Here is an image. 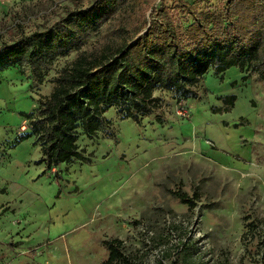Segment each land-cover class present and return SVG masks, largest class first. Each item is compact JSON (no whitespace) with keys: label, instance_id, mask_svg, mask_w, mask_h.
<instances>
[{"label":"rangeland","instance_id":"rangeland-1","mask_svg":"<svg viewBox=\"0 0 264 264\" xmlns=\"http://www.w3.org/2000/svg\"><path fill=\"white\" fill-rule=\"evenodd\" d=\"M189 1L202 9L224 2ZM76 2L0 0V43L18 38V25L26 35L44 31ZM75 56L55 61L43 85L0 68V264H104L106 242L116 238L136 263L264 264V82L257 74L244 81L235 67L223 78L210 70L194 99L157 91L162 122L137 124L111 109L109 126L79 141L90 163L47 172L34 139H16L27 131L25 114ZM228 95L237 96L235 107L215 112ZM246 218L259 224L255 240L243 238Z\"/></svg>","mask_w":264,"mask_h":264},{"label":"trees","instance_id":"trees-1","mask_svg":"<svg viewBox=\"0 0 264 264\" xmlns=\"http://www.w3.org/2000/svg\"><path fill=\"white\" fill-rule=\"evenodd\" d=\"M75 1V9L67 8L44 31L26 35L18 25L21 35L0 43V68H17L37 85L55 61L76 54L52 80L50 94L25 114L27 131L16 139H34L42 154L37 164L47 172L90 163L79 141L109 126L105 115L111 109L137 124L149 117L162 122L155 93L171 92L178 101L198 98L210 70L223 78L235 67L244 81L257 74L264 82V0H224L215 9L189 0H88L87 7ZM94 36L96 42L85 49ZM219 100L225 107L215 112H229L237 96ZM176 195L194 207L186 195ZM245 225L244 240L257 239L259 224L246 218ZM106 248L104 264H142L125 254L121 239L106 242Z\"/></svg>","mask_w":264,"mask_h":264}]
</instances>
